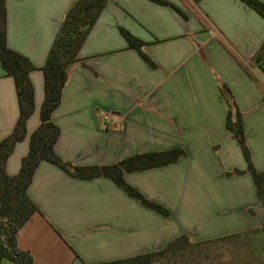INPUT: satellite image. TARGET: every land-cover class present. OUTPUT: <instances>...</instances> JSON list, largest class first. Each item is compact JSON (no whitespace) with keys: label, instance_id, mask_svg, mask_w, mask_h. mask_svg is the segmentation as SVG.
Instances as JSON below:
<instances>
[{"label":"crops","instance_id":"obj_1","mask_svg":"<svg viewBox=\"0 0 264 264\" xmlns=\"http://www.w3.org/2000/svg\"><path fill=\"white\" fill-rule=\"evenodd\" d=\"M71 1L6 0V44L37 68L29 73L34 108L25 137L6 160L9 175L18 172L39 125L44 80L38 68ZM165 1L180 12L151 0L106 2L51 119L59 130L54 152L73 165L183 148L174 163L123 173L169 215L144 206L109 177L76 178L41 161L27 188L39 211L16 235L32 264H97L160 250L182 234L204 242L264 224L252 177L234 173L246 162L225 128L228 107L218 86L223 82L233 95L250 160L264 170V78L248 66L264 41V18L241 0ZM119 27L144 41L156 68L128 47ZM17 116L13 79L0 66V140ZM197 211L199 227L188 223ZM225 211L242 218L220 217Z\"/></svg>","mask_w":264,"mask_h":264},{"label":"trees","instance_id":"obj_2","mask_svg":"<svg viewBox=\"0 0 264 264\" xmlns=\"http://www.w3.org/2000/svg\"><path fill=\"white\" fill-rule=\"evenodd\" d=\"M108 0H72L56 32L46 59L38 69L43 75L44 97L40 106V122L30 134L27 153L22 157L20 168L14 175L6 172V160L15 144L26 135V121L34 108V90L29 73L37 68L24 55L10 49L6 44V0H0V66L4 74L12 77L18 103V116L10 134L0 140V264L6 259L14 264H32L29 252L21 250L16 244V235L20 228L39 211L38 206L30 199L27 188L33 173L41 161H47L67 174L76 178L105 176L111 178L130 197L157 213L168 216L169 210L162 204L146 198L135 187L128 184L124 172L141 171L174 163L185 150L173 147L161 151H147L124 158L109 165H73L61 159L54 152V143L59 130L51 119L52 112L60 103L61 93L68 80V70L74 63L81 62L78 53L91 27ZM159 4L173 5L165 0H151ZM264 18V4L259 0H241ZM180 12L179 10H177ZM129 48L134 49L152 68L157 65L143 51L144 41L134 37L127 30L119 27ZM248 66L264 73V41L248 59ZM220 93L227 104L225 128L230 133L246 162L243 171L234 170L235 174L247 172L252 177L256 197L264 209V170H257L251 160L246 146L242 127L243 114L238 110L233 95L223 82L218 83ZM253 213L251 209H248ZM264 227V226H263ZM241 233V232H240ZM240 233L229 234L204 241L215 242L230 239ZM201 244L189 242L188 236L182 234L170 241L164 248L97 264H157L168 261L183 252L188 246ZM167 264V263H166Z\"/></svg>","mask_w":264,"mask_h":264},{"label":"rangeland","instance_id":"obj_3","mask_svg":"<svg viewBox=\"0 0 264 264\" xmlns=\"http://www.w3.org/2000/svg\"><path fill=\"white\" fill-rule=\"evenodd\" d=\"M255 74L264 73L254 68ZM260 77V78H261ZM108 115L103 117L104 124H108ZM234 211H225L220 217L231 221H240L242 216ZM199 213L194 212L190 223L192 226L200 225ZM186 219V216L183 217ZM180 219V218H178ZM203 223L205 222L202 220ZM194 224V225H193ZM264 224L249 228L230 239L218 240L215 242L195 244L183 249L173 262V259L160 261L157 264H264ZM199 227V226H197ZM209 241V240H207ZM2 264H14L10 260H3Z\"/></svg>","mask_w":264,"mask_h":264}]
</instances>
